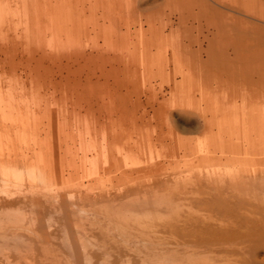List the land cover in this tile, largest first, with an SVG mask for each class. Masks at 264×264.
Here are the masks:
<instances>
[{"label": "rangeland", "instance_id": "374dc122", "mask_svg": "<svg viewBox=\"0 0 264 264\" xmlns=\"http://www.w3.org/2000/svg\"><path fill=\"white\" fill-rule=\"evenodd\" d=\"M257 2L0 0V264H264Z\"/></svg>", "mask_w": 264, "mask_h": 264}, {"label": "bare ground", "instance_id": "6f19581e", "mask_svg": "<svg viewBox=\"0 0 264 264\" xmlns=\"http://www.w3.org/2000/svg\"><path fill=\"white\" fill-rule=\"evenodd\" d=\"M257 1V0H256ZM262 2V1H261ZM246 3V2H245ZM250 3H248L247 5H249ZM239 5V4H238ZM241 6V5H240ZM261 4L260 2H257L255 6L250 7L246 6V5H242L241 8H238V10H242L243 13H249V15H257V16H261L260 13L264 12L263 9L260 8ZM209 243V242H206ZM210 244V243H209ZM215 244V243H214ZM206 245V244H205ZM208 247V246H207ZM251 261V260H250ZM243 262V261H242ZM252 262V261H251Z\"/></svg>", "mask_w": 264, "mask_h": 264}]
</instances>
